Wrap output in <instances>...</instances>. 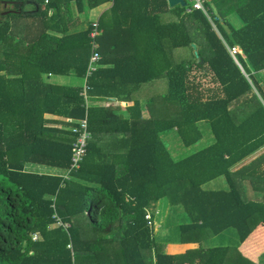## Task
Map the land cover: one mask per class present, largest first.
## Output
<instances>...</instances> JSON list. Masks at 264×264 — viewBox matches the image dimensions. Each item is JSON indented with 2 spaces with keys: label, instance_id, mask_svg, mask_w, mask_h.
<instances>
[{
  "label": "trees",
  "instance_id": "trees-1",
  "mask_svg": "<svg viewBox=\"0 0 264 264\" xmlns=\"http://www.w3.org/2000/svg\"><path fill=\"white\" fill-rule=\"evenodd\" d=\"M71 1L0 0V264H225L228 247L204 249L199 241L227 229L239 240L231 264H258L264 153L236 167L264 148V0H208L211 22L199 11L169 9L166 0L137 3V17L114 22L127 24L132 52L111 68L100 58L88 101L81 87L47 80L83 78L87 68L89 29L70 32L62 21L69 15L61 6ZM165 14L172 19L162 21ZM233 47L242 54L233 57ZM157 80L166 83L150 100L158 118H144L139 101L127 118L116 102L91 105L97 97L130 101ZM84 118L91 139L73 169L71 130ZM201 122L213 142L173 160L159 134L175 131L190 147L202 138ZM102 138L113 147L100 148ZM219 178L225 189H203ZM165 201L183 208L182 243L197 248L173 255L156 240L152 222Z\"/></svg>",
  "mask_w": 264,
  "mask_h": 264
},
{
  "label": "crops",
  "instance_id": "crops-1",
  "mask_svg": "<svg viewBox=\"0 0 264 264\" xmlns=\"http://www.w3.org/2000/svg\"><path fill=\"white\" fill-rule=\"evenodd\" d=\"M49 1H51V0H49ZM57 1H58L57 3L63 2V0H57ZM80 1H81V3L77 4V0H72L69 3V6H65V5L61 6L62 11H64L66 9V7H68L67 8L68 9L67 14L69 15V17H67V18H66V16H64L65 18L62 19V21H63V23H66L67 25H72L70 32L84 31V30H87L90 28V24L92 22L97 21L99 23L98 50L100 51V58H102V60L107 62L105 65L101 66V68L113 67L114 63L117 60H119V58H120L119 54L124 55V54H128V53L132 52L131 45H130V43L127 42L128 41L127 37H126L127 33L124 31V28L127 26V24L124 25V23H123L122 29L115 27L114 22H115L116 18L118 16L128 18V15H132V14L135 17H137V15L140 11V9L137 7L140 5L136 6L137 3L141 4V5H147L146 4L147 2L150 3V2L156 1L158 4V0H117V2H118L117 8L114 10V9H112L114 2L111 3V2H108L107 0H98L97 2L100 1L102 3V5L100 6L101 8L97 13V16H96L97 19L92 21V22L91 21L89 22V21H86V19L82 18L81 15L84 14L87 10L96 7V5H98V3L93 5L92 7H89L87 0H80ZM45 4H47V1H45ZM166 4H167V1H166ZM148 7L151 8V10H153V8L154 9L156 8L153 5L152 6L149 5ZM169 9H171V8H169ZM55 12H56L55 10L51 9L49 12V16H51ZM171 19H172L171 15H169V14H165V15L161 16L162 21L171 20ZM123 21H127V20L123 19ZM83 78H84V76H83ZM83 78H77L74 75L47 76L48 82L53 83V84H57V85L65 86V87H81V92H80L81 96H82V90H83V85H84ZM136 79L137 78L126 79V80L120 79V81L116 80L114 82V85H117L119 83L124 84L126 82L135 83ZM157 96H158V80L148 82V83H143V85H141L140 89L133 94L130 101L118 102V101H116L115 98H112V97L111 98L97 97L98 99H95V101H93L94 104L91 103V105H95V104L101 105V104H104L105 103L104 101H106V100H108V101L110 100V102H116L120 106V110L116 113L127 118L130 114V111L128 110V108H130L134 104V101H139L141 113H142L144 118H147L150 115H156V114L158 115V106L151 104V101H150L151 98H155L157 100ZM88 98H89V96H88ZM97 100H101V102L95 103ZM47 118L54 119L55 117L47 116ZM103 140H105V138H102L99 141V147L100 148H102L103 150H107V149H110L113 147L112 146L113 144L111 142L108 141V142L104 143ZM251 161H252V156H250L248 159H246V161L244 160V164L250 163ZM240 165L241 164H239L236 167V169L243 167ZM165 205H168L166 203V201H165L164 206ZM228 230L229 229L223 231L222 233H220L219 235H216V236L221 237V239H223V240H227V238H228V232L227 231ZM231 230H233V235H235V230L234 229H231ZM238 243H239V240H238ZM238 243H237V245H238ZM197 247H198L197 243H181L179 252H176L174 254L175 255L184 254V252L186 250L194 249ZM212 247H219V246H212ZM212 247H210V246L203 247L202 246V248H204V249L205 248H212ZM221 247H226V246H221ZM260 257L258 258V264H259Z\"/></svg>",
  "mask_w": 264,
  "mask_h": 264
},
{
  "label": "rangeland",
  "instance_id": "rangeland-1",
  "mask_svg": "<svg viewBox=\"0 0 264 264\" xmlns=\"http://www.w3.org/2000/svg\"><path fill=\"white\" fill-rule=\"evenodd\" d=\"M102 3L99 1L96 7L87 10L84 14L81 15L82 18L86 19V21H94L96 20V16L98 11L100 10V6ZM30 9L26 7V10ZM230 20L234 22L235 27L240 26L239 19L232 15L230 16ZM184 50L178 49L177 52H183ZM1 52V47H0ZM195 53V51H194ZM178 56V55H177ZM160 90H166V83L164 82L160 86H158V93ZM153 117H157L158 115H154ZM199 129L202 133V138L196 144L185 147L179 136L175 131H167L159 134L160 140L163 142L165 147L170 153V156L173 160H179L195 151H198L213 142V135L210 131L209 125L207 122H201L198 124ZM264 153V148L259 150L257 153L252 155V161L258 158L261 154ZM246 161V160H245ZM249 163H241L240 166H246ZM226 183L223 178H219L213 180L203 186L205 190H222L225 189ZM164 206V205H163ZM164 211L160 210V204L157 203L155 210V218L153 219V231H155V237L158 242H162L165 244V252L168 254H174L179 252L180 245L182 243V236L179 232V226L185 225L189 222L188 216L184 212L181 207H169L168 205L164 206ZM161 215V216H159ZM227 240L221 239L218 236H203L200 238V246H226L229 248L228 255L225 264H231L232 261L237 259L236 247L238 243V235L235 231V235H233V230L229 229ZM198 244V243H197ZM198 244V245H199ZM201 246V247H202ZM190 250V249H189ZM187 251V250H186ZM185 251V252H186ZM184 252V253H185ZM259 264H264V254L259 259Z\"/></svg>",
  "mask_w": 264,
  "mask_h": 264
},
{
  "label": "built area",
  "instance_id": "built-area-1",
  "mask_svg": "<svg viewBox=\"0 0 264 264\" xmlns=\"http://www.w3.org/2000/svg\"><path fill=\"white\" fill-rule=\"evenodd\" d=\"M108 2H114V0H107ZM186 3L185 13L190 14L194 11H199L203 13L206 18L211 22L210 15L207 7L208 0H183ZM98 36H99V23L97 21L92 22L90 24L88 39L90 45V57L88 60L86 72L84 75V85L82 90V96L84 100L88 101V92L90 88L87 86V79L96 72L98 63L100 61V53L98 50ZM230 54L234 57L235 54L241 55V51L237 47H233L229 49ZM88 105V102L86 103ZM72 133L75 135V141L72 144L73 153L71 158V168L77 169L79 167L80 162L86 155L87 145L91 139L90 133L87 130V120L86 118L78 121V127L73 128ZM67 178V177H66ZM56 222L59 226H62V223L59 219L54 216ZM35 239V237H34Z\"/></svg>",
  "mask_w": 264,
  "mask_h": 264
},
{
  "label": "water",
  "instance_id": "water-1",
  "mask_svg": "<svg viewBox=\"0 0 264 264\" xmlns=\"http://www.w3.org/2000/svg\"><path fill=\"white\" fill-rule=\"evenodd\" d=\"M167 1V5L169 8H174V7H181V8H185L186 7V3L183 0H166ZM193 48H195L194 45H192Z\"/></svg>",
  "mask_w": 264,
  "mask_h": 264
}]
</instances>
